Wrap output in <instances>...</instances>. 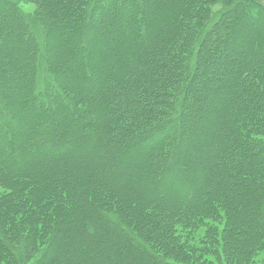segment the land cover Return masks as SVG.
<instances>
[{
    "label": "rangeland",
    "instance_id": "rangeland-1",
    "mask_svg": "<svg viewBox=\"0 0 264 264\" xmlns=\"http://www.w3.org/2000/svg\"><path fill=\"white\" fill-rule=\"evenodd\" d=\"M14 1L21 13L29 19L39 42L42 41V46L39 47L42 61L40 74L44 75L46 66L48 72L53 75L61 74L64 82H60L66 94L65 98L70 101L69 107H66L64 102V106L55 104L57 109L52 110V114L57 122L63 121V124L57 128L53 127L55 128L53 135L42 138L40 142L30 141L19 147L24 151L23 157L30 153V163L35 165L32 167V173L39 174L40 168L44 171L49 167L59 168L65 165H74L77 170L82 168V172L86 173L85 167L90 165L92 173L96 171L93 175L99 176L101 185L111 187L115 194H121L125 200L141 197L146 202L150 192L156 194L160 192L173 197L172 199L180 204L177 206L181 209L190 208V213L196 217L192 213L191 203L193 199L200 200L204 196L206 186L224 188L240 178V171L237 168L240 160L224 156L217 137L221 138L228 145L227 147H232L236 154L244 150L251 153L259 152L264 147V56H261V53L264 54V0H124L123 4L120 0H114L116 7L119 8L121 4L122 7L114 13L115 17L114 14L107 13L109 16H106L104 21L109 22L112 34L107 35V38L103 37L101 48L96 51L99 57L108 54L115 58L112 74H109L110 66L108 67L107 64L100 65V71L95 72L86 71V61L78 65L70 63L77 68L76 72H71L67 67L68 59H72L68 55L69 49L65 46L70 39L68 37H71L67 23L74 25L77 15L82 22L83 20L85 22L87 11L92 5H97L99 0ZM3 3L4 1L0 4L2 5L0 8H3ZM100 23L96 22V24ZM93 30L99 35L97 27ZM44 37L48 45L44 44ZM124 37L130 44H134L127 53L126 49L120 48V39ZM89 39L88 43L95 46V41ZM96 40H98L96 42L100 41ZM139 42L142 44L141 51L138 47ZM7 43L14 47L17 45L16 39L13 38ZM26 47L21 45L19 50H24ZM71 49L73 50L74 47ZM34 50L38 52V48ZM15 51L17 53L12 59L14 58V62L19 65L23 62L21 51L18 52L17 48ZM125 57L129 58L128 64L125 65L128 71L126 79L129 83L125 88L120 87L118 91L117 88H113L114 93H111L106 84L112 81L113 74L118 72L119 66L121 69L124 68L122 64L124 65ZM4 69L6 65L1 61L0 104L13 98L15 107L9 104L11 107L6 109L7 112L11 115L19 114L21 124L25 127L29 126L34 123L35 115L28 114L26 106L19 102L22 100L21 102L29 103V101L18 95L15 86L17 82H3ZM239 78L241 80H238ZM41 82L42 78L36 83L35 89L43 85ZM235 90L242 96V99H239L241 103H239L238 119L250 125L254 142L250 140L248 143L243 141L231 145L226 139L232 134L230 131L226 132L224 108L226 103L234 99ZM235 98H238L237 93ZM99 103L101 108L102 105H107L108 108H105L104 112L108 113L111 126L109 130L103 128L104 131L100 132L95 127L97 119L88 124L90 131H95V136L85 135L84 130L82 139L78 141L80 145L77 144L82 151H79L80 154L75 157L76 161H70V153H75L77 146L72 141L60 145L57 143L59 136L62 133L72 132V129H81L89 120V116L80 114L81 108L87 106L90 111L88 114H92L97 112L94 108L100 109ZM98 112L102 114L101 109ZM170 118L175 120L174 126L171 127L176 138L175 145L178 143L177 137L180 136L177 132L181 130L184 135L190 134V165L186 166L188 172L184 174H179L182 167L177 170L178 172L176 171L177 175L169 172L171 164L166 160L171 152L169 154L165 151L162 154L156 152V158L159 156L162 160L158 165H153V161L135 156L127 149L128 143L138 134L143 131L145 133ZM250 121H255V126ZM33 134H42V131L33 127ZM70 135L67 134V140L70 139ZM205 138L211 141L207 142ZM46 155H51L53 162L48 163L49 158L44 161ZM18 156L10 154L5 148L0 151V201L13 199L15 196L13 202L22 201L30 206L27 193L16 195L9 182L11 179L8 173H28L27 170H23L24 165L20 164L23 159H18ZM256 163L254 173L255 177H258L260 172H264V161L259 165L258 160ZM176 179L183 181L180 185L177 184L181 188L172 185L171 182ZM262 179L264 178H260ZM20 180L21 183L28 182L24 178ZM16 190L19 191L18 188ZM236 193V191L231 193L236 197L234 213L245 217L247 212H251V208H245L244 193L238 192V195ZM257 194L263 197L264 188ZM187 199H190L189 206L186 203ZM133 201L130 203H134ZM69 204L71 205L72 202ZM122 205L125 209L126 205L124 203ZM76 210L79 211L83 225L86 224L90 228L94 216L93 209L82 199L80 193L75 200L73 199V205L70 207V212L75 213ZM221 214L202 217L205 219L203 224L195 230H184L186 225H176V236L189 246L191 243L198 247L201 245L199 239L205 237L209 228L219 230L220 234L223 233L228 218ZM233 223L238 231H234L231 227L232 236L229 238L227 252L219 249L216 251L219 256L212 255L214 258L210 256L213 264H264V248H261V244L257 245L250 241L251 234L248 230L241 227L238 222ZM92 228L95 231L96 228L93 226ZM106 239L112 242L110 237L104 240ZM78 243L79 240L74 241V245ZM29 246L30 244L27 245L28 249ZM34 254L35 251L31 255ZM77 256L76 253L75 256H69L63 261L65 264H70ZM101 260V264L112 262L110 258H101ZM31 261L32 258H29L27 262L31 263ZM168 261L170 264H191L190 258L182 254L177 260L169 258Z\"/></svg>",
    "mask_w": 264,
    "mask_h": 264
},
{
    "label": "trees",
    "instance_id": "trees-1",
    "mask_svg": "<svg viewBox=\"0 0 264 264\" xmlns=\"http://www.w3.org/2000/svg\"><path fill=\"white\" fill-rule=\"evenodd\" d=\"M3 1V8H0V62L3 61L6 69H4L2 80L8 83L17 82L15 86L19 93L18 95L21 96L20 98L29 101V103L21 102L22 100L19 102L24 107L26 106L28 114L35 115V120L34 123L25 127L18 118L19 114H9L6 109L10 108L11 105L13 108L15 107L13 98L2 104L3 106L0 104V151L2 152L5 148L12 155L18 156L19 154L18 159H23L20 163L24 165L22 167L23 170L28 171V173H8V177L11 179L9 182H11V187L16 195L19 194L21 196L26 192L30 203L29 206L22 203V201L13 202L15 196L13 199L0 201V264H39L40 262H45V264H65L63 260L69 256H75L76 253L78 255L76 260L71 261L70 264H101V258H110L112 260L111 264H121L122 262L123 264H170L168 259L177 260L180 254L190 258L191 264H213L210 256L217 255L218 252L216 251L219 249L227 252V247L230 244L228 243L229 238L232 236L231 227L234 228V231H238L233 222H238L241 227L248 230V233L251 234V238L249 237L250 241L257 243V245L261 244V248H264V195L262 197L257 194L264 188V179L260 180V178H264V172H260L258 177H255L254 173V168L257 167V160L258 165L264 161V145L259 152L251 153L244 150L236 154L232 147H227L228 145L217 137L220 147L222 146L224 156L240 160V165L237 167L240 171V178L224 188L221 186L216 188L206 186L204 196L200 200L193 199L191 203L192 213L196 217L192 216L190 208L181 209L179 207L180 204H177L172 199L173 197H168L160 192L159 194L150 192V195L146 197L148 200L146 202L141 197L134 198V201L125 200L121 194H115L111 187L102 186L99 176L93 175L96 171L92 173L90 170V165L85 167L86 173L82 172V168L77 170L74 165H65L59 168L54 166L44 171L40 168L39 174L32 173V167L35 165L30 163V153L25 154L23 157L24 151H21L19 147L30 141L40 142L42 138L53 135L54 129L63 124V121L57 122L52 110L57 109L55 108L56 103L62 106L64 102L65 106L69 107L70 101L65 98L66 94L60 82H64L61 74L53 75L48 72V66L44 68V75L40 74L42 61L39 47L40 45L42 46V41L39 42L37 35L31 28L29 19L17 8L18 6L14 0H0V4ZM120 1L123 4L124 0ZM113 2L114 0H99L97 5H92L87 11L85 22L84 20L82 22V19H79L77 15L74 25L71 26L67 23L71 31V37H68L70 39L67 40L65 46L69 49L68 55L72 57V59L67 61L69 64L67 67L71 72L77 71V68L73 65L86 61L87 67L85 68L87 70H85L87 72L89 70L100 71L99 66L107 64L108 67L110 66L109 72L111 73L109 74L113 73L112 65L116 62L115 58L110 57L108 54H105L106 58L99 57L96 54V51L101 48V41L105 37L107 38L110 33L112 34L109 22L104 21L109 16H107V13L114 14L122 7V4L121 6L119 5V8L116 7ZM115 16L116 14H114ZM77 20L78 22L76 23ZM58 22H60V19ZM96 22L101 23L96 24ZM95 27L99 29V35L93 30ZM65 30L68 31L67 29ZM45 37L44 44L48 45ZM5 38L9 41L10 38L16 39V47L8 44V40ZM124 38L120 39V48L126 49L127 53L134 44H130L127 41L128 39ZM88 39L89 41H95V46H91L88 43ZM96 39L100 41L96 42L98 41ZM139 43L138 47L141 51L142 44L141 42ZM21 45H26L28 48L19 50ZM50 45L54 46V44ZM73 47L74 49L72 50L71 48ZM15 48L18 49V52L21 51L20 55L23 62L21 61L22 63L19 65L14 62V58L12 59V56L17 53ZM35 48H38V52L34 50ZM28 49L30 51H27ZM261 56H264V54L261 53ZM9 59H12V61ZM24 60H27V62ZM128 60L129 58L125 57L124 65L122 64L124 70L119 66L118 72L113 74L112 81L106 84L110 89L109 92L114 93L113 88H117L118 91L120 87L125 88L127 83H129L126 79L128 71L125 69L127 68L125 65L128 64ZM40 78H42L41 83L43 85L35 89V85ZM238 80H241V78ZM233 93L235 97L237 93L238 98L234 97L231 102L225 104L224 108L226 132L230 131V134H232L230 138L228 136L226 139L231 145L242 143L243 141L248 143V141L253 139L251 127L243 120L240 121L238 119L240 112L239 103H241L239 99H242V96L237 90ZM99 107L102 114H99V108L93 107L97 109L98 113L93 112L92 114H88L90 111H88L89 108L87 106L84 109L81 108L80 114L83 115L84 113L89 116L87 123L82 128L80 127L81 129H72V132L62 133L57 143L61 145L72 141L77 146L84 130L86 131L85 135L95 136V131H90L88 124H91L93 120L96 121V119L98 121L95 124L96 129L100 132L104 131L103 128H108L109 130L111 120L108 113L104 112L105 108L108 107L104 104L101 108L100 103ZM174 118H170L167 122L153 127L145 133L143 131L138 134L136 138L128 143L127 149L135 156L153 161V165H158L162 160L159 156L156 158V152L160 154L163 151L167 154L171 152L166 161L171 164L169 172L177 175V170L181 167L179 174L188 172L186 170L188 167L186 168V166L190 165V134L186 132L187 134L184 135L181 130L177 132L180 136L178 135V143L175 145V134L171 131V127L174 126L175 122ZM250 122L255 126V121ZM33 127L40 129L42 134H33ZM67 134H71L68 140L66 139ZM205 140L207 142L211 141V139L207 138ZM254 140L252 141L254 142ZM78 146L75 153H70V161H76L75 157L80 154L79 151H82ZM46 158H49L47 160L48 163L53 162L51 155H46L44 161ZM243 176L246 178L242 179L241 177ZM21 178L28 180V182L21 183ZM174 181L171 182L172 185L181 188L179 185L183 181L180 179ZM234 191L237 192V195L238 192L244 193L245 208H251V212H247L245 217L242 214L236 215L234 213L236 197L231 195ZM79 193L82 199L93 209L92 213L94 216L91 224L96 228V232L92 230V226L90 230L86 224L83 225L79 211L70 212L73 199L75 200ZM112 194H115V196H112ZM132 201L134 203L131 204L130 202ZM70 202H72L71 205L69 204ZM123 203L126 205L125 209L122 205ZM186 203L189 206L190 199H187ZM246 209L243 210L246 211ZM161 212L163 213L161 214ZM218 213H223L228 218L227 226L222 234L217 229L209 228L205 237L199 239L201 245L198 247L191 243L189 246V244L183 242L184 240L181 241L176 236V225H186L184 230H195L203 224L205 219L202 217H212L213 215H218ZM228 216H231V218L229 219ZM192 218L195 219L193 220ZM188 225L189 227H187ZM106 237H110L112 242H109L110 239L104 240ZM76 240H79V243L74 245ZM29 244L30 248L28 249L27 245ZM15 245L18 247H15ZM33 251L36 253L34 256L31 255ZM29 258H32L31 263L27 262Z\"/></svg>",
    "mask_w": 264,
    "mask_h": 264
}]
</instances>
